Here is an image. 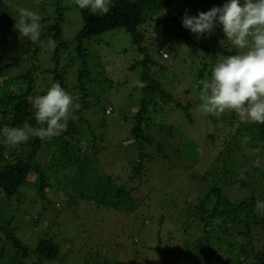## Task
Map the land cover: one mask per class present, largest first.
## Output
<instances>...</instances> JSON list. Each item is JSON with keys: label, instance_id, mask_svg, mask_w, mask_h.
I'll return each mask as SVG.
<instances>
[{"label": "trees", "instance_id": "obj_1", "mask_svg": "<svg viewBox=\"0 0 264 264\" xmlns=\"http://www.w3.org/2000/svg\"><path fill=\"white\" fill-rule=\"evenodd\" d=\"M173 1L113 0L110 12L101 16L79 9L73 0L84 19V26L73 40L67 41L62 37L68 8L65 1L38 0L44 4L43 11L53 7L57 17L43 14L40 40L30 43L20 39L14 28L24 1L0 0V127L23 126L25 122L39 127L33 118L31 99L44 94L54 82H59L73 94L79 104L67 131L58 137L44 142L30 138L15 148L0 144V264H56L73 253H82L80 245L83 243L84 247L89 244L97 247L99 240L94 234V238L90 236L89 228L81 224L82 219L77 213H90L95 205L94 209L125 212L127 219L132 220L123 224L119 234H112L114 244L120 246L117 257L121 252L130 253L131 246H138L137 238L148 252L160 251V247H152L153 242L142 237L151 234L147 235L146 227L136 231V223L146 218L141 204L152 197V188L143 190L140 185L132 188L122 182L119 185L114 176L105 175L100 168L109 127L106 118L114 110L109 102H105V97L116 83H102L90 69L89 58L93 43L104 42V34L115 30L130 34L132 46L139 55L130 69L140 68V95L138 106L126 119L132 124L133 141L129 146L137 149L139 159L128 163L131 172L127 171V179L145 181L147 161L167 162L169 171L177 170L181 146L187 151L197 146L180 138L176 140L177 129L170 112L182 113L185 124L192 125L199 80L205 75L210 80L212 66L217 60L235 54L236 50L224 36L216 38L217 47L212 52L209 40H201L182 25L186 10L198 15L204 9L209 11L211 3L220 1L223 5L226 0H183L179 10L160 18L158 13ZM150 20L161 27L160 37L164 41L159 42L157 37L154 39L149 35L145 27ZM47 40L56 43L50 61L53 67H45L38 59L40 42ZM177 44L194 50L198 63L203 65L197 78L191 73L190 80L194 78V83L191 87L186 85L185 101L177 99L169 85L166 75H171V69L158 64L153 54L157 52L163 59L174 55L180 60ZM165 50L169 53L164 57L162 52ZM65 53L69 54L66 63L62 59ZM114 76H106V79ZM207 118L222 141L223 149L218 154L215 171L200 181L208 187L197 198H190L186 207L169 215L176 224L181 222L187 237L182 247L175 251L172 249L175 240L169 232L164 264H264V215L255 211L257 200H264V167L256 168L252 164L256 158L252 152L255 148H260L258 155L264 164V124L241 122L233 111H226L219 118L211 115ZM245 137L248 138L246 144ZM210 179L213 180L210 182ZM234 186L246 190L247 195L232 199L225 188ZM134 191L138 193L134 194ZM12 210L15 214H8ZM69 213L77 219L76 225L68 226L69 230H74L75 240H59L53 228H61L62 218ZM50 216L54 221L35 232L37 241L34 245L22 242L16 235L17 227L13 221L17 218L26 217L33 227L40 228L43 219L46 221ZM161 219L164 222L166 215L162 214ZM128 224L132 226L124 233ZM97 229L103 230L101 224ZM154 232L158 243L163 244L166 239L161 236V230L156 233L154 227ZM125 236L129 237L130 243L126 244L125 240L124 244ZM70 241V249H64V244ZM97 252L98 249L84 256V264H125L115 255L104 253L100 258L95 257ZM132 252L138 261L153 264L148 261V252L143 253L138 248Z\"/></svg>", "mask_w": 264, "mask_h": 264}, {"label": "rangeland", "instance_id": "obj_2", "mask_svg": "<svg viewBox=\"0 0 264 264\" xmlns=\"http://www.w3.org/2000/svg\"><path fill=\"white\" fill-rule=\"evenodd\" d=\"M23 1L20 9H29L34 12L37 10L36 13H38L40 19L44 16L43 14H52V16L57 17L54 13L53 7H48L47 11H43L42 7L44 4L39 3L38 0ZM64 1L68 8L65 14V21L63 22L62 37L64 40L71 41L83 28L84 19L80 11L75 7L73 0ZM182 5L183 0H174L171 4L161 10L158 13V16L160 18H166L179 10ZM214 6H222V4L220 1L211 3L209 10ZM206 11H208V9H204L201 12ZM189 14L193 15L194 11ZM145 28L149 31L151 37L153 36L154 39L157 37L159 42L164 41V39L160 37L159 31L161 27L158 26L155 21L150 20ZM224 36L222 28L217 26L212 34L201 37V40H209L211 51L213 52L217 47L216 38H224ZM102 38H104V42L96 45L93 43L92 45L93 52L89 58L90 69L94 75L99 77L98 79H102V83H116V87L113 86L109 88V93L105 97V102H109L114 110L113 113L106 118L109 127L107 130L105 149L103 150L104 159L100 161V168L104 170L103 172L105 175L111 174L114 176L117 179L116 183L119 185L122 182L132 188H135L137 185H140L139 187L143 190L148 187L152 188V197L147 198L141 204L144 206V209L141 210L144 211L143 213L146 218H143L141 222L136 223V231L139 232L140 228L146 227V230L149 231L147 235L151 234L148 237L144 234L142 237L146 238L148 241L150 240V243L153 242L152 247H160V251L155 250L148 252L142 246L141 239L137 238L138 243L140 241L138 246L130 247V244L127 245L131 249L130 253L121 252L117 257L120 252V246L114 244L112 234L119 232L123 228L125 222H131L132 220L130 218L127 219V213L125 212L111 208L94 209L95 205L90 209V213H77L82 219L81 224L83 223L84 226L89 228L90 236L94 238V236H92V234H94L100 243L97 247L92 244L84 247L83 243L80 245L82 246V253H73L68 257H64L61 262L56 264H84L83 257L88 256L93 250L97 249L98 252L94 254L95 257L100 258V256L105 253L108 256L115 255V257L119 258L121 261H125V264H144V261H138V258H136L137 255L132 252L134 248L140 249L143 253L148 252L150 258L147 260L149 262L153 264H164L166 260L164 256L168 255L167 252L169 249L167 247V244L170 241L168 240L170 237L169 232L173 234V240H175L173 242L174 245L172 246V249L175 251L182 247V242L187 237L183 234L181 229L183 225L180 224L181 222L176 224L169 215L177 213L181 207H186L187 203L191 202L190 198H197L203 193L205 188L208 187L207 183H200V181H202L205 175L215 171V167L219 162L218 154L223 149L222 141L217 137L213 126L210 125L207 115L197 110V105L201 103L200 81H207L208 78L205 75L199 80V87L195 92L196 106L192 109L194 117V123L192 125L185 124L182 113L176 112V110H174V113L170 112V114L173 115L171 119L177 129V132L175 133L176 140L180 138L183 142H192L197 147L187 151L181 146L182 151L180 152V158L178 160L174 158V160L177 161V170L169 171L168 166L166 165L167 162L147 161L148 173L143 177L145 181L132 182L129 178L127 179L129 172H131L128 163L130 161L138 160L139 157L136 151L137 149L129 146L133 141L131 137L132 124L126 119V117H129L138 106V98L140 95V89L138 87V84L140 83V68L132 70L130 67L139 58V55L132 46L130 34L124 30L110 31L104 34ZM151 39L154 41L153 38ZM40 46L41 50L38 53L40 63L45 67H53V64L50 63V61L56 43L52 40H47L40 42ZM35 47L36 46L32 44V48L35 49ZM177 50L180 51V60L174 55H172L170 59L169 57L163 59L157 52L153 54L156 57L158 64L165 67L168 66L171 69V75H166L170 82L169 85L173 88L177 99L185 101L186 85L191 87L192 83H194V78H197L200 75L199 71L203 65H201L200 62L198 63V58L195 57L194 50L190 51L188 48L185 49L184 46H180L179 44H177ZM162 53L165 57L169 52L165 50ZM220 54L221 53H218L217 55ZM68 56V53L63 55L62 59L64 60V63H66L65 58ZM210 57L211 56H208L207 58L210 59ZM35 62L37 63L38 61ZM196 63L198 64L196 65ZM191 73L194 78H191L190 80ZM112 74L115 75L113 78L106 79V76L112 77ZM96 118L97 117L95 116L94 119ZM128 170L129 172H127ZM213 179H210V182ZM225 191L232 199L242 198L247 195V191L241 189L240 186L226 187ZM137 193L138 192L134 191V194ZM14 212L15 211L12 210L8 214H15ZM162 214L166 215V220H163L164 222L160 221ZM73 216V214L69 213L64 219L62 218L61 228H53V232L56 233L57 239L68 241L71 238L75 240L74 230H69L68 228L70 225L77 224V219L75 216L73 218ZM176 218L179 220V216ZM87 219L89 220L88 225L86 223ZM51 220L54 221L52 216L46 221L43 219L40 228L33 227L26 217L17 218L15 222L13 221V224L17 227L16 235L18 238L26 244L34 245L37 241L35 232L39 229L50 226L52 223ZM64 223L66 224L65 229L63 227ZM99 224H101L103 230L97 229ZM131 226L132 225L129 224L125 225L124 233L127 229H130ZM154 227L156 228V233L161 230V236L163 239H166L161 245L158 243ZM152 228L153 231H151ZM128 239L129 237L125 236L124 244L125 240L126 244L130 243V241H127ZM70 246L71 241L64 244V249H70Z\"/></svg>", "mask_w": 264, "mask_h": 264}, {"label": "clouds", "instance_id": "obj_3", "mask_svg": "<svg viewBox=\"0 0 264 264\" xmlns=\"http://www.w3.org/2000/svg\"><path fill=\"white\" fill-rule=\"evenodd\" d=\"M79 9L93 15H107L113 0H75ZM15 30L19 38L30 43L40 40L42 24L38 13L19 9ZM184 28L198 37L214 32L220 26L235 54L218 59L212 66L210 80L200 81L201 103L197 110L219 118L233 111L241 122L264 124V0H226L207 12L182 18ZM77 98L59 82L52 83L42 95L31 99L33 118L39 127L27 122L23 126L0 127V144L15 148L30 138L50 141L67 131L70 118L79 109ZM248 138H244L247 143ZM260 148L252 149L256 158L252 164L264 167L258 155ZM255 211L264 215V200L258 199Z\"/></svg>", "mask_w": 264, "mask_h": 264}]
</instances>
